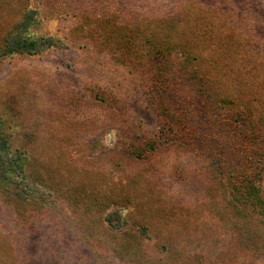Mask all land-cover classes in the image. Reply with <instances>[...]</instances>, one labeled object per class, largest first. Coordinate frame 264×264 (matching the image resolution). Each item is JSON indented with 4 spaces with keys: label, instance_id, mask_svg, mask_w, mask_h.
I'll return each mask as SVG.
<instances>
[{
    "label": "rangeland",
    "instance_id": "374dc122",
    "mask_svg": "<svg viewBox=\"0 0 264 264\" xmlns=\"http://www.w3.org/2000/svg\"><path fill=\"white\" fill-rule=\"evenodd\" d=\"M28 9L59 46L0 58V264H264V0H0V39Z\"/></svg>",
    "mask_w": 264,
    "mask_h": 264
},
{
    "label": "trees",
    "instance_id": "16d2710c",
    "mask_svg": "<svg viewBox=\"0 0 264 264\" xmlns=\"http://www.w3.org/2000/svg\"><path fill=\"white\" fill-rule=\"evenodd\" d=\"M38 27L37 11L34 9L26 10L23 17L1 37L0 58L18 52L35 54L59 46V39L56 37L36 34V28ZM160 68L162 69L161 72H164L165 68L161 65ZM170 83H172L171 80H169ZM153 145L154 143L149 142L147 147L137 146L132 153L139 156L146 155L148 147L151 149ZM261 160V164L264 166V158ZM26 163V155L20 151L12 150L10 147L0 120V176L11 183L21 184L26 177ZM246 189L248 190L245 197L250 198L254 208L264 215V195L260 192L259 187L254 183H250Z\"/></svg>",
    "mask_w": 264,
    "mask_h": 264
}]
</instances>
